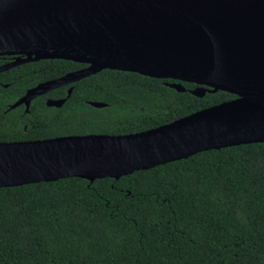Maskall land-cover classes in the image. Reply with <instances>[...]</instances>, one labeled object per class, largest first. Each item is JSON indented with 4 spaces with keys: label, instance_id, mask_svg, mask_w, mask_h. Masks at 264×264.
<instances>
[{
    "label": "trees",
    "instance_id": "1",
    "mask_svg": "<svg viewBox=\"0 0 264 264\" xmlns=\"http://www.w3.org/2000/svg\"><path fill=\"white\" fill-rule=\"evenodd\" d=\"M83 67L45 60L0 74V142L136 134L236 98H196L193 84L179 93L164 80L105 70L74 84L60 109L46 99L66 98L69 87L36 99L29 114L8 111L29 89ZM0 264H264V143L199 153L118 181L2 188Z\"/></svg>",
    "mask_w": 264,
    "mask_h": 264
},
{
    "label": "water",
    "instance_id": "2",
    "mask_svg": "<svg viewBox=\"0 0 264 264\" xmlns=\"http://www.w3.org/2000/svg\"><path fill=\"white\" fill-rule=\"evenodd\" d=\"M1 66L63 60L85 68L31 88L25 106L105 70L236 98L129 135L0 142V189L79 178L116 181L199 153L264 143V0H0ZM63 100L47 101L61 108ZM94 108L106 107L92 102Z\"/></svg>",
    "mask_w": 264,
    "mask_h": 264
},
{
    "label": "flooded vegetation",
    "instance_id": "3",
    "mask_svg": "<svg viewBox=\"0 0 264 264\" xmlns=\"http://www.w3.org/2000/svg\"><path fill=\"white\" fill-rule=\"evenodd\" d=\"M3 57V59H4V64L3 65H1V66H4V65H7V64H10V63H13V62H15V61H17L19 58H21V59H24L25 57L24 56H2ZM40 62V61H39ZM33 63H35V62H33ZM26 64H30V63H26ZM26 64H21V65H19V66H17V67H15V68H18V67H21V66H23V65H26ZM83 65V64H82ZM0 66V67H1ZM85 67H86V65H85ZM85 67H83V68H85ZM15 68H12V69H10V70H8V71H5V72H9V71H11V70H13V69H15ZM82 68V69H83ZM81 70V69H80ZM79 71V70H78ZM5 72H3V73H5ZM75 72H77V71H75ZM72 73H74V72H72ZM2 74V73H1ZM68 74H70V73H68ZM67 75V74H66ZM65 76V75H64ZM64 76H62V77H64ZM62 77H60V78H62ZM59 79V78H58ZM165 82H169V81H165ZM42 83H44V82H42ZM78 83V82H77ZM169 83H173V81L172 82H169ZM41 84V83H40ZM74 84H76V83H74ZM74 84H72V85H69V86H65V87H61V88H66V87H69L68 88V90H67V97H68V91H69V89L70 88H73V91H74V87H73V85ZM39 85V84H38ZM36 87V86H35ZM197 86L195 85V87L193 88V89H195ZM34 88V87H33ZM61 88H58V89H61ZM58 89H56V90H58ZM30 90V89H29ZM190 90H192V89H190ZM55 91V90H54ZM51 92H53V91H51ZM51 92H49V93H51ZM188 92H189V90H188ZM27 93V92H26ZM48 93V94H49ZM73 93V92H72ZM48 94H46L45 96H47ZM42 97H44V96H42ZM66 97V98H67ZM71 97V96H70ZM22 98V97H21ZM39 98H41V97H39ZM66 98H61V99H52V98H47L46 99V106H47V101L49 100V99H51V100H63V99H66ZM38 99V98H37ZM70 98H68L67 99V101L69 100ZM19 100V99H18ZM17 100V101H18ZM36 100V99H35ZM34 100V101H35ZM17 101H15V102H17ZM33 101V102H34ZM14 102V103H15ZM32 102V103H33ZM14 103H12V104H14ZM67 103V102H66ZM65 103V104H66ZM92 103V102H91ZM95 103H101V102H95ZM12 104H10L9 106H8V111H12V110H9V107L12 105ZM64 104V105H65ZM103 104H105V103H103ZM32 105V104H31ZM63 105V106H64ZM106 105V104H105ZM62 106V107H63ZM21 107H24L25 108V111H26V107L25 106H20V107H18V108H21ZM48 107V106H47ZM61 107V108H62ZM48 108H56V107H48ZM17 109V108H16ZM30 109H31V106H30ZM56 109H60V108H56ZM98 109H100V108H98ZM15 110V109H14ZM29 113H30V111H29ZM29 113H25V114H29ZM66 137V136H65ZM57 138H59V137H57ZM36 141V140H35ZM22 142V141H21Z\"/></svg>",
    "mask_w": 264,
    "mask_h": 264
}]
</instances>
